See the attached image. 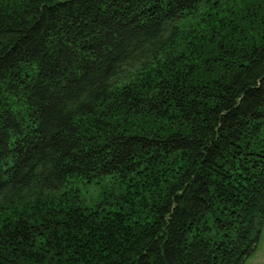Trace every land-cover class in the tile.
Segmentation results:
<instances>
[{
	"label": "trees",
	"instance_id": "1",
	"mask_svg": "<svg viewBox=\"0 0 264 264\" xmlns=\"http://www.w3.org/2000/svg\"><path fill=\"white\" fill-rule=\"evenodd\" d=\"M263 221L264 0H0V264H244Z\"/></svg>",
	"mask_w": 264,
	"mask_h": 264
},
{
	"label": "crops",
	"instance_id": "2",
	"mask_svg": "<svg viewBox=\"0 0 264 264\" xmlns=\"http://www.w3.org/2000/svg\"><path fill=\"white\" fill-rule=\"evenodd\" d=\"M257 250V248H256ZM255 262V263H258V264H261V262L264 264V244L262 246L261 249L257 250L256 253H254L252 256L249 257V259H247V262H249V264H252V260Z\"/></svg>",
	"mask_w": 264,
	"mask_h": 264
},
{
	"label": "rangeland",
	"instance_id": "3",
	"mask_svg": "<svg viewBox=\"0 0 264 264\" xmlns=\"http://www.w3.org/2000/svg\"><path fill=\"white\" fill-rule=\"evenodd\" d=\"M91 193H92V192H91ZM263 244H264V221H263V224H262V226H261V230H260V235H259V239H258V243H257V247H256L257 250L261 249L262 246H263ZM257 250H254V251L249 255V257L252 256L254 253H256ZM249 257H248L247 259H249ZM247 259H246V261H245L244 264H249V262L246 263V262H247ZM251 260H252V259H251ZM252 264H258V263H255V262L252 260ZM261 264H263V263L261 262Z\"/></svg>",
	"mask_w": 264,
	"mask_h": 264
}]
</instances>
